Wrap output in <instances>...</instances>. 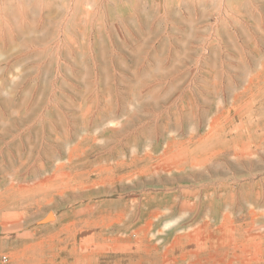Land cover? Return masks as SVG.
<instances>
[{"label":"rangeland","instance_id":"1","mask_svg":"<svg viewBox=\"0 0 264 264\" xmlns=\"http://www.w3.org/2000/svg\"><path fill=\"white\" fill-rule=\"evenodd\" d=\"M2 231L42 264H264V0H0Z\"/></svg>","mask_w":264,"mask_h":264},{"label":"crops","instance_id":"2","mask_svg":"<svg viewBox=\"0 0 264 264\" xmlns=\"http://www.w3.org/2000/svg\"><path fill=\"white\" fill-rule=\"evenodd\" d=\"M13 230V229H12ZM4 233L3 231L0 233V251L6 249L8 250L9 254H13L14 256H20L21 258L16 259L14 257H10V264H42L40 261L36 258V249L38 250V243H36L34 234H31L29 232L18 234L17 237H15L14 234L2 237L1 234ZM5 233L8 235L12 232L5 231ZM53 236V235H52ZM17 238V239H15ZM15 240H19L20 246H23L20 251L7 247V244L13 243ZM2 244H6V247H2ZM45 262V261H44Z\"/></svg>","mask_w":264,"mask_h":264}]
</instances>
